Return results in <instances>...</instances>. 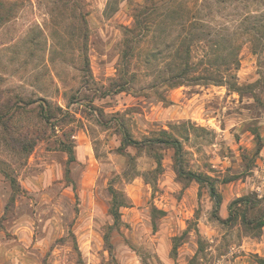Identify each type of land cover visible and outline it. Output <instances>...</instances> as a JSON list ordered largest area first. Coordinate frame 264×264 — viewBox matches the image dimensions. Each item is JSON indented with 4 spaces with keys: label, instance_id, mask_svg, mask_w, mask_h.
Listing matches in <instances>:
<instances>
[{
    "label": "rangeland",
    "instance_id": "374dc122",
    "mask_svg": "<svg viewBox=\"0 0 264 264\" xmlns=\"http://www.w3.org/2000/svg\"><path fill=\"white\" fill-rule=\"evenodd\" d=\"M125 131L178 138L222 218L264 216V0H0V264H261L264 226Z\"/></svg>",
    "mask_w": 264,
    "mask_h": 264
},
{
    "label": "trees",
    "instance_id": "16d2710c",
    "mask_svg": "<svg viewBox=\"0 0 264 264\" xmlns=\"http://www.w3.org/2000/svg\"><path fill=\"white\" fill-rule=\"evenodd\" d=\"M137 27H140V32L144 29H147L148 31V25L145 26V28H143V24L141 23V21L139 19H137ZM145 33V31H142L141 34ZM185 42L179 44V47H177V49H179V51L181 52V63L179 64L180 71L175 73L171 79L169 80V82L171 83V86H176L178 84H181L184 82L185 78L187 77L188 73L191 70V66L188 60V50H185ZM186 56H185V53ZM179 56V54H177ZM214 77V76H213ZM206 79H210V78H206ZM212 79V78H211ZM214 83L216 84H224L225 81L223 80V78L220 79H216L213 78ZM233 89L238 90V85L234 84L232 86ZM44 109V108H43ZM60 110H62V108H59ZM4 114L6 115V117H9V115L11 114V112L8 110L7 112H4ZM43 117L45 121H49V119H51L52 117H55V114L52 113L51 109H45L43 112ZM256 137L258 142L260 143L262 141L261 135L258 133V131L255 132ZM123 143L125 146H134V147H145V146H154V145H159V146H169L172 147L174 149V153H175V161H176V165H177V174L178 176L183 179V180H187V181H196L198 182L201 186H206L208 187L209 190V194L211 196V198L214 200V213L215 216L222 222L225 224H232L235 223L237 221H240L247 229H261L264 226V216L262 217H251L249 216V211L251 209H253L254 207H256L257 205V201L258 198L257 196L254 197L252 194H248L245 196H241L238 197L236 199H234L230 205H229V214L227 218H222L219 214L218 211L220 210L222 201H223V197L221 192L219 191L218 187H217V183H216V179H214L213 177L207 175V174H203V173H197L189 168H187L184 164V154H185V150L183 147L182 142L173 136H167V137H157V138H146V139H136L134 138L129 131H125L124 136H123ZM67 151L70 153V158L74 159V155H73V149L72 146H66ZM258 150H260V147L258 148ZM132 161V157L130 158ZM157 163L159 164L160 161L157 160ZM12 186L14 189H16V183L15 180H12ZM19 186V185H17ZM110 192L112 195V199H111V203H110V208H109V212L113 217L114 220V225H119L122 221L121 217H122V213H121V207L122 206H126L127 204V200L123 194V192L119 191L118 189H116L115 187L111 186L110 187ZM242 205H244V208L242 207ZM237 207V210H235V208ZM161 213L166 214V212L164 210H160ZM188 230V229H187ZM185 230L183 232V234L179 237L175 236L174 237V251L177 250L178 245L180 244V242L184 239V237L187 235L188 231ZM260 262L261 264H264V258H260Z\"/></svg>",
    "mask_w": 264,
    "mask_h": 264
}]
</instances>
